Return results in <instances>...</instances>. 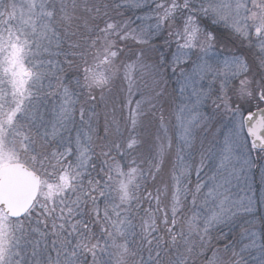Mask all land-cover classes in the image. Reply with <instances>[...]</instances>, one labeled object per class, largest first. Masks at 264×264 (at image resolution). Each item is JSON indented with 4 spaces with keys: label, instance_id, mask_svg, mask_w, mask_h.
Wrapping results in <instances>:
<instances>
[{
    "label": "snow or ice",
    "instance_id": "1",
    "mask_svg": "<svg viewBox=\"0 0 264 264\" xmlns=\"http://www.w3.org/2000/svg\"><path fill=\"white\" fill-rule=\"evenodd\" d=\"M0 264H264V0H0Z\"/></svg>",
    "mask_w": 264,
    "mask_h": 264
}]
</instances>
